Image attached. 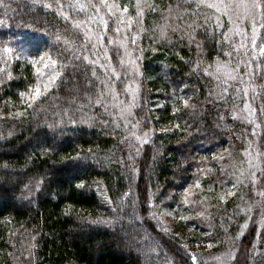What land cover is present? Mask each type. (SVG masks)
I'll return each mask as SVG.
<instances>
[{
  "label": "trees",
  "instance_id": "trees-1",
  "mask_svg": "<svg viewBox=\"0 0 264 264\" xmlns=\"http://www.w3.org/2000/svg\"><path fill=\"white\" fill-rule=\"evenodd\" d=\"M106 3L0 0V264H194L195 242L198 264L240 248L264 264V226L246 231L251 107L264 140L251 22L196 0ZM43 63L55 83L32 99ZM195 185L192 240L153 211Z\"/></svg>",
  "mask_w": 264,
  "mask_h": 264
},
{
  "label": "rangeland",
  "instance_id": "rangeland-1",
  "mask_svg": "<svg viewBox=\"0 0 264 264\" xmlns=\"http://www.w3.org/2000/svg\"><path fill=\"white\" fill-rule=\"evenodd\" d=\"M259 32V31H258ZM264 37L263 35L257 37L258 43L260 42L261 38ZM250 39L248 42V37L244 36L243 41L250 44ZM251 45V44H250ZM129 59L127 53V60ZM136 68V66H134ZM55 72L53 71V67L49 63H43V66L39 68V81L38 83L41 84L39 87L37 86L34 91V95L36 89L39 88L40 93H44L47 91L54 83H55ZM33 95V96H34ZM242 117L243 114H240ZM245 116V115H244ZM249 117L252 119L251 121L254 122V127L256 132H258L257 136V153L252 154L253 162H255V169L258 174L256 181H259L261 184V190L259 192V200L257 205L255 206L251 218L248 222V226L246 231L254 228L255 230L259 231L261 227L264 226V140L262 141V129L259 123L260 115L257 112L256 108L251 107L249 108ZM246 118V116H245ZM172 125L166 124L160 126L161 130L168 129ZM149 138L147 137V133H142L140 136L141 143L147 142ZM259 184V183H258ZM196 188L199 186L195 185L192 187H187L183 194H181V198L172 201V204H163L160 206L159 209H155L153 214L156 217L158 223L163 225L164 229H175L178 232H184L185 236H188L189 239L196 238L199 231L192 227L193 225L187 222L188 218L192 219V215H190L187 211L183 210V207H186L190 202L188 201L189 198H193L196 193ZM234 191V186H227L224 189L218 191V193L222 196L225 194H231ZM206 192H210L208 189ZM171 201V198H170ZM182 210V211H181ZM203 245H200L198 242L193 243V248L189 250V258L194 264H198V256L197 250L199 248H203ZM252 254L251 250H246L245 248H240L238 251H235L230 258H228L229 254H223L217 257H213L212 259L207 260L203 264H247V260L250 258ZM195 257V260L193 259Z\"/></svg>",
  "mask_w": 264,
  "mask_h": 264
},
{
  "label": "snow or ice",
  "instance_id": "snow-or-ice-1",
  "mask_svg": "<svg viewBox=\"0 0 264 264\" xmlns=\"http://www.w3.org/2000/svg\"><path fill=\"white\" fill-rule=\"evenodd\" d=\"M101 4L102 6L109 8V10L118 7L116 4H107L106 0H101ZM201 5L214 9L217 13L223 12V14L227 16L230 23L250 21L252 32L250 44L253 49L264 54V37L261 38L259 43L257 41V37L259 36L258 28H264V0H196V6L199 7ZM79 7L84 8L85 5H80ZM123 11L127 12L128 9L125 7ZM258 18L261 21L259 24ZM216 21L219 23V16L216 17ZM104 23L106 27L107 22ZM236 31L239 34L243 31V29L237 28ZM4 51L7 52L10 51V49L5 47ZM85 59H87V57H85ZM219 68L220 66L218 65V70ZM40 94V90L37 88L32 99H35ZM193 259L195 260L194 256Z\"/></svg>",
  "mask_w": 264,
  "mask_h": 264
}]
</instances>
